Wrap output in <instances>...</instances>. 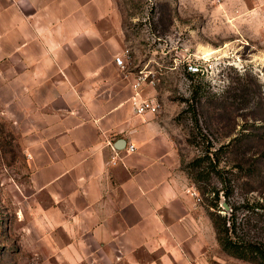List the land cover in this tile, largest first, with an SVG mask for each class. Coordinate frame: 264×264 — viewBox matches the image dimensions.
I'll return each instance as SVG.
<instances>
[{"label":"rangeland","instance_id":"374dc122","mask_svg":"<svg viewBox=\"0 0 264 264\" xmlns=\"http://www.w3.org/2000/svg\"><path fill=\"white\" fill-rule=\"evenodd\" d=\"M7 2L15 11L7 16L14 22L13 36L9 19L0 17V264L43 263V254L34 253L26 236L30 223L19 213L31 193L27 136H35L37 127L31 123L43 117L41 111L54 119L57 113V80L49 77L40 88L36 77L22 76L35 69L33 63L7 62L8 53L28 44L24 53L49 55L45 65L55 62L57 37L51 33L70 20L88 21L76 42L87 33L97 65L109 75L95 84L99 97L131 105V83L114 62L127 49L131 68L148 65L159 74L153 95L163 109L152 116L163 119L177 169L187 176L189 195L198 193L201 202L195 203L206 217L194 245H184L188 264H252L222 250L209 214L214 204L223 216L235 211L240 233L264 242L257 207L264 204V162L257 161L264 149V0H0ZM57 5L70 11H57ZM22 25L30 29L25 41L17 37ZM29 79L33 83L23 86ZM40 98L49 107L35 108ZM236 137L243 139L237 151L226 150L218 160L211 155L213 161L190 168L208 147L214 152ZM212 162L219 165L211 173ZM227 188L232 190L228 199ZM33 241L37 244L38 238Z\"/></svg>","mask_w":264,"mask_h":264},{"label":"crops","instance_id":"0c3cea01","mask_svg":"<svg viewBox=\"0 0 264 264\" xmlns=\"http://www.w3.org/2000/svg\"><path fill=\"white\" fill-rule=\"evenodd\" d=\"M69 9L57 5V11ZM14 11L13 3H0L11 36L14 22L7 16ZM87 24L70 20L51 33L57 37L53 63H43L49 55L24 53L28 44L10 51L6 60L33 63L35 69L22 76L36 77L40 88L49 77L57 80L55 119L39 112L43 117L31 123L36 135L27 136L31 193L19 213L30 223L27 239L34 253L43 254L42 264H188L184 245H194L204 212L188 193L187 176L177 169L163 119L135 116L130 104L98 96L95 84L109 75L97 65L87 33L81 42L75 39ZM29 32L22 25L17 37L25 41ZM33 105L49 107L42 98Z\"/></svg>","mask_w":264,"mask_h":264},{"label":"trees","instance_id":"16d2710c","mask_svg":"<svg viewBox=\"0 0 264 264\" xmlns=\"http://www.w3.org/2000/svg\"><path fill=\"white\" fill-rule=\"evenodd\" d=\"M242 140V138L236 137L230 143L221 145L220 148H218V150H215L214 152L210 151L208 147V150H206V154L204 155V157H198L196 160H194L190 168L197 169L201 167V165H203L205 162H209V160L210 162L213 161L211 155L217 157L218 160L220 154H222L226 150H230V152L232 150V152L234 153V151H237L239 149ZM260 141H264L263 137H261ZM235 155L237 156L236 160L239 163L238 167L242 168V161L238 159V154ZM257 161L264 162V149L260 152ZM211 165L212 170L210 172L212 173L217 171L219 163L216 162L213 165L212 162ZM252 172L250 175H252ZM217 173L220 174L221 171L218 170ZM259 175H261V173H259ZM200 178L197 177L195 179L196 181H199ZM218 194L219 193H216L217 198ZM231 194L232 190L227 188V191L224 194L225 198L228 199ZM211 207L214 208V211H212L209 216L211 217V220L214 224L217 233V239L222 250L233 257L248 261L252 264H264V242L247 239L244 234L240 233V230H242V228L238 225V218L235 211H232V214L230 213V216H223L216 210V204ZM257 207L261 209V216L264 219V204H258Z\"/></svg>","mask_w":264,"mask_h":264},{"label":"built area","instance_id":"2783aa9c","mask_svg":"<svg viewBox=\"0 0 264 264\" xmlns=\"http://www.w3.org/2000/svg\"><path fill=\"white\" fill-rule=\"evenodd\" d=\"M131 59L132 52L130 49H127L116 56L115 63L124 79L129 80L131 83L134 92L131 98L133 114L138 117L160 114L163 109L162 103L153 94L149 95V91L156 90L160 82L159 74L149 69L148 65L143 68H131ZM135 151V146L132 144L129 145L128 152L133 153ZM192 196L195 197L198 202H201V198L197 192H193Z\"/></svg>","mask_w":264,"mask_h":264},{"label":"water","instance_id":"95a60500","mask_svg":"<svg viewBox=\"0 0 264 264\" xmlns=\"http://www.w3.org/2000/svg\"><path fill=\"white\" fill-rule=\"evenodd\" d=\"M123 144H124L123 141H120V142L118 143L119 146H123Z\"/></svg>","mask_w":264,"mask_h":264}]
</instances>
